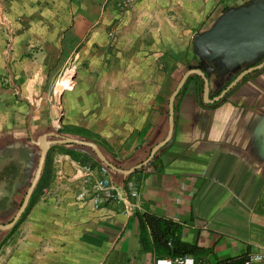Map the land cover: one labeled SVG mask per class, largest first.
Masks as SVG:
<instances>
[{
    "label": "crops",
    "instance_id": "obj_1",
    "mask_svg": "<svg viewBox=\"0 0 264 264\" xmlns=\"http://www.w3.org/2000/svg\"><path fill=\"white\" fill-rule=\"evenodd\" d=\"M110 3L5 1L13 33L0 17L1 224L34 175L39 135L91 140L127 170L166 136L168 99L187 70L204 74L207 97L202 76L190 74L168 142L129 174L112 170L136 188L128 214L77 200L72 167L63 160L59 177L57 157L74 149L99 160L87 147L52 145L46 184L10 231L9 264H154L144 213L177 224L179 240L205 251L201 264H264L249 260L264 253V0H138L122 15ZM72 60L74 79L57 94Z\"/></svg>",
    "mask_w": 264,
    "mask_h": 264
},
{
    "label": "built area",
    "instance_id": "obj_2",
    "mask_svg": "<svg viewBox=\"0 0 264 264\" xmlns=\"http://www.w3.org/2000/svg\"><path fill=\"white\" fill-rule=\"evenodd\" d=\"M5 1L0 0V17L3 24L6 25L7 34L13 33V27L10 25L5 8ZM131 1V0H128ZM67 70H69L67 72ZM72 71V72H70ZM76 71L74 61H70L60 74L59 78L68 73V81L64 86L72 83ZM55 82V90L57 81ZM68 160L72 167L70 180L77 184L75 197L79 201L88 202L93 208L107 204H116L124 206V213L128 214L133 205L129 202V196H136L137 191L132 181L118 184L114 178L113 171L104 163L98 161L94 164L91 161L71 158L69 155H59L56 159L59 167L56 174L63 178L62 161ZM264 253L253 254L249 260L262 259ZM154 264H201L193 256H176V257H155Z\"/></svg>",
    "mask_w": 264,
    "mask_h": 264
},
{
    "label": "water",
    "instance_id": "obj_3",
    "mask_svg": "<svg viewBox=\"0 0 264 264\" xmlns=\"http://www.w3.org/2000/svg\"><path fill=\"white\" fill-rule=\"evenodd\" d=\"M264 63V62H263ZM263 63H260L258 65L252 66L246 70H244L241 74H239L235 80H233L231 82L230 85H228L217 97L216 100H218L219 98H221L225 92L230 89L233 85H235L237 83V81L239 79H241V77L250 72L253 69H256L258 67L263 66ZM193 73H197L199 75L202 76V78L204 79V91H203V97H207V93H208V84H207V79L204 76V74L198 70V69H189L187 70L182 77L180 78V80L178 81V83L176 84L174 90L172 91V93L169 96L168 99V130L166 133V136L164 137L163 140H161L160 142H158L157 144H155L151 149H150V153L149 156L147 157L146 160H144L143 162L131 167L130 169L127 170H123L118 168L117 166H115L113 163H111L106 156L103 154V152L101 151V149L99 148V146L91 141V140H86V139H81V138H77V137H72V136H64L61 134H58L54 131L52 132H48V133H43L41 135H39L36 140L34 141V143L39 147V157H38V161H37V165L35 168V172L34 175L31 179V182L25 192V195L23 197L22 202L20 203L17 211L15 212L13 218L11 221L5 223V224H1L0 223V229L6 230V229H10L11 227L14 226V224L16 223V221L20 218V216L22 215V213L24 212L25 208L27 207V204L29 202V199L33 193L34 188L36 187L40 176H41V172L43 169V165L45 162V158L47 155V152L49 150V148L52 145H62V144H75V145H79V146H84L87 148H90L91 151L94 153V155L96 156V158L104 163L106 166H108L111 170L116 171V172H121L124 174H129L130 172L134 171L135 169L139 168L140 166H142L143 164H146L147 162L150 161V159L152 158V156L157 152V150L162 147L164 144H166L168 142V140L171 138L172 135V131H173V126H174V100L176 95L178 94V92L180 91V89L182 88L186 78ZM207 101H211V100H207ZM48 137H54V139L52 140H47Z\"/></svg>",
    "mask_w": 264,
    "mask_h": 264
},
{
    "label": "trees",
    "instance_id": "obj_4",
    "mask_svg": "<svg viewBox=\"0 0 264 264\" xmlns=\"http://www.w3.org/2000/svg\"><path fill=\"white\" fill-rule=\"evenodd\" d=\"M68 145L79 146L70 143L63 144V146H68ZM88 149L91 151L90 148ZM67 152L70 153L74 158L82 157V154L77 150L68 149ZM92 154L94 155L93 152ZM81 160H84V158H81ZM46 163H47V155L45 158L43 173L35 189L33 190L28 206L32 204L35 194L39 190H41V188L44 187V185L46 184V174H45ZM27 207L25 208L23 215L28 210ZM139 220L143 229L145 228L146 225L149 227L153 241L152 248L156 254V257H176V256L189 255V256H193L197 262H200L198 257L202 255L205 251L203 250L202 247L196 244L185 243L179 240L177 238V231H178L177 224H174L171 221L156 216L154 214H148V213L141 214ZM16 225L17 224H15L10 230L15 229ZM169 242L171 243L169 244ZM218 264H243V260L232 259V260L221 261Z\"/></svg>",
    "mask_w": 264,
    "mask_h": 264
},
{
    "label": "rangeland",
    "instance_id": "obj_5",
    "mask_svg": "<svg viewBox=\"0 0 264 264\" xmlns=\"http://www.w3.org/2000/svg\"><path fill=\"white\" fill-rule=\"evenodd\" d=\"M110 2H112V4L110 3L109 6L111 7V11L114 10L115 13H118L119 15H122L127 9L131 8L138 0H109ZM103 9V8H102ZM76 65V64H75ZM59 78V77H58ZM57 78V79H58ZM66 86H62L59 89H56V93L59 94L62 92V90L65 88ZM88 136H93L92 134H87ZM96 136V135H95ZM96 139H98V137H95ZM88 151H90L89 149H87ZM91 152V151H90ZM95 156V155H94ZM96 157V156H95ZM10 229H6L4 231H1V236H0V247L4 248L5 251H2L0 253V257L2 258V260H0V264H9V252H10V246H9V239H10Z\"/></svg>",
    "mask_w": 264,
    "mask_h": 264
},
{
    "label": "bare ground",
    "instance_id": "obj_6",
    "mask_svg": "<svg viewBox=\"0 0 264 264\" xmlns=\"http://www.w3.org/2000/svg\"><path fill=\"white\" fill-rule=\"evenodd\" d=\"M69 70H67L68 72ZM66 72V74L64 76H62L61 78H59V80L57 81V85H56V89H59L60 87L64 86L65 84H67L68 81V73ZM72 72V71H70Z\"/></svg>",
    "mask_w": 264,
    "mask_h": 264
}]
</instances>
